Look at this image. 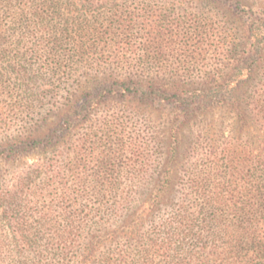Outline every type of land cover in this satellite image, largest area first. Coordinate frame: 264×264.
<instances>
[{
	"label": "trees",
	"instance_id": "trees-1",
	"mask_svg": "<svg viewBox=\"0 0 264 264\" xmlns=\"http://www.w3.org/2000/svg\"><path fill=\"white\" fill-rule=\"evenodd\" d=\"M20 3L21 9L13 13L11 0H0L7 14L0 20V54H7L2 46L11 31L20 30L23 43L35 30L45 39L50 35V43L34 46L33 55L49 54L56 63L57 56L51 51L63 45L57 18L44 15L39 5L57 13L58 3ZM238 6L239 10L246 5L239 0ZM154 23L150 15L113 19L108 28L122 34L137 26L151 30L139 44L147 57L117 61L136 73L90 78L81 95L68 93L65 113L47 135L16 140L0 152V164L6 165L36 151L52 150L53 154L10 181L0 175V264H264V88L253 90L255 81L264 78V11L247 31L245 54L230 60V72L204 77L197 84L201 88H194L196 82L188 77L164 79L149 72L159 46ZM65 28L70 30V26ZM90 35L94 34H79L80 38ZM185 37L195 40L201 35ZM220 38L225 47L235 46L227 32ZM123 42L118 50L123 49ZM97 45L84 40L73 44L80 51H92ZM105 47L111 50L114 45ZM129 47L130 51L138 48ZM37 82L30 80V84ZM51 94L57 98L60 93L54 88ZM117 98L142 105L139 114L147 123L152 117L149 106H173L190 122L221 110L229 119L230 131L225 130L226 122L220 127L212 121L207 124L204 135L209 142L200 153L196 147L198 152L190 159L180 185H173L177 177H173L172 158L164 162L163 157L160 169L128 175L130 181L154 180L155 186L134 183L123 188L117 176L107 178L109 184L101 183V172L84 168L93 162L108 164L114 154L107 149L99 156L89 154L91 133L82 139L87 153L62 165V140L68 136L75 141L71 137L78 124L89 122L95 109ZM144 133L150 135L147 130ZM127 135L126 129L117 133L124 143L122 150L132 145L124 142ZM148 147L145 143L144 150Z\"/></svg>",
	"mask_w": 264,
	"mask_h": 264
},
{
	"label": "rangeland",
	"instance_id": "rangeland-1",
	"mask_svg": "<svg viewBox=\"0 0 264 264\" xmlns=\"http://www.w3.org/2000/svg\"><path fill=\"white\" fill-rule=\"evenodd\" d=\"M31 1L37 5L42 2ZM54 1L58 3L57 13H51L52 11L41 5L39 9L46 11L44 15L57 18L59 37L63 45L51 52L56 54L58 63L53 62L49 54L33 55L34 46L42 42L50 43V35L45 39L41 33L37 34L39 31L34 30L33 36L21 43V31L13 30L7 37L8 42L2 46L7 54H0V152L16 140L25 141L29 137L40 138L47 135L62 119L68 93L81 95L83 85L87 86L90 78L136 73V70L129 71L127 67H120L117 61L147 57L139 44L142 37L147 38L152 34L151 30L143 31L141 26H137L133 31L122 34L118 29L108 28L113 19L127 18L130 15L139 19L152 16L156 27L153 32L159 46L152 55L156 61L149 66V72L164 79L188 77L193 79V83L196 82L194 88H201L197 84L202 83L204 77L230 72V60L245 54L247 31L253 19L261 16L264 11V0H240L246 6L239 10V0H224L215 4L203 0ZM11 3L13 13L22 7L20 0H11ZM146 11L148 12L145 13ZM6 15L0 7V20L5 19ZM177 22L183 24L179 27L173 26ZM68 26L69 31L65 28ZM193 26L200 28L196 31ZM87 31L94 35L80 38L79 34L84 36ZM223 32L232 37L229 41H235V46H224L220 38ZM208 33L215 36H207ZM187 34L201 37L191 40L185 37ZM207 37L213 38L210 40ZM80 40L97 43L98 48L94 47L92 51L77 50L73 44ZM122 41L125 45L118 50L117 45L122 44ZM108 43L114 45L111 50L105 47ZM128 43L138 48L130 51L131 45ZM32 78L38 79L37 84H30ZM54 88L60 93L57 98H53L51 94ZM262 88L264 78L260 77L255 81L253 90L259 91ZM139 108L143 106L117 98L95 109L89 122L80 123L75 128L71 138L76 142L67 136L59 145V152L63 157L62 165L70 159H79L81 153H87L82 139L91 133L93 136L92 144L88 146L89 154L99 156L105 149L114 154L108 164L93 162L84 168L101 172V183L109 184L107 178L117 176V182L123 188L134 183L155 186L154 180L130 181L128 175L146 168L150 171L160 169L159 160L163 157L164 162L172 158L171 163L175 167L173 177H177L173 185H180L184 183L183 176L190 159L196 155L198 149V153L202 152L200 148L207 146L209 142L204 135L207 124L212 121L220 127L222 122H226L225 130H229V119L221 110L212 115L197 116L190 122L183 117L181 110L173 106H149L147 110L152 117L147 123L139 114ZM123 129L130 133L124 142L132 143L137 147V152H133L132 145L122 150L124 143L117 139V133ZM145 130L150 132L148 137L144 136ZM228 137L229 132H226L225 138ZM145 143L149 145L146 151ZM52 155V150L45 153L36 151L17 163H1L0 175L10 181L19 173L27 171L39 159L52 158ZM145 155L148 159H145ZM40 182L41 179L34 186L40 185Z\"/></svg>",
	"mask_w": 264,
	"mask_h": 264
}]
</instances>
